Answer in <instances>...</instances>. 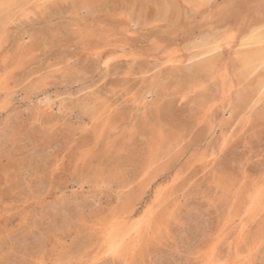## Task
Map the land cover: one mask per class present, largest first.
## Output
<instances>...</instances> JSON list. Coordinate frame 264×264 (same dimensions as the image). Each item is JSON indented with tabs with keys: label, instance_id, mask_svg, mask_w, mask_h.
Returning a JSON list of instances; mask_svg holds the SVG:
<instances>
[{
	"label": "rangeland",
	"instance_id": "rangeland-1",
	"mask_svg": "<svg viewBox=\"0 0 264 264\" xmlns=\"http://www.w3.org/2000/svg\"><path fill=\"white\" fill-rule=\"evenodd\" d=\"M23 4L0 0V264H204L214 241L219 264H264V206L243 215L264 185V99L248 113L240 103L258 98L264 72L240 81L226 48L213 62L228 67L227 95L221 80L191 94L208 72L192 76L165 56H195L193 45L225 27L235 43L264 34V0H54L26 14ZM213 104L206 144L196 114ZM233 128L213 171L192 166L196 149H218ZM182 132L184 151L163 159ZM151 209L135 252L101 251L107 221Z\"/></svg>",
	"mask_w": 264,
	"mask_h": 264
},
{
	"label": "snow or ice",
	"instance_id": "snow-or-ice-1",
	"mask_svg": "<svg viewBox=\"0 0 264 264\" xmlns=\"http://www.w3.org/2000/svg\"><path fill=\"white\" fill-rule=\"evenodd\" d=\"M38 7L40 9H44L47 7L46 0H38ZM133 28L139 27L138 23L132 24ZM264 31V29H261ZM232 38V33L230 30L225 27L222 30L216 32L215 34L207 35L206 38H202L199 40L193 47L197 51L196 56H190L187 60L186 67L189 71H192V66L200 64L205 61H211L216 57H222L223 53L225 52V49L230 46V41ZM153 44L159 48L160 45L157 41H153ZM165 56L167 57L166 63H174L176 62L173 58L172 54L169 52L165 53ZM116 57H109L107 60L104 61V67L107 68L108 64L111 63V60ZM178 58V57H177ZM72 61L68 62V65H71ZM67 66L65 65H58L50 67L49 71L43 75V80L47 81L50 78H53L57 73L62 72L66 69ZM159 71V69H157ZM208 78L206 80H197L196 83L193 85L191 89V94H196L205 91L211 86H214L218 80L224 81L225 86L227 87V80H226V70L222 68L218 63H210L208 65ZM256 72H264V59L259 61V66L255 67L253 66V74ZM261 96L264 97V79L261 80ZM88 91H92L89 89ZM152 93L149 92L148 96H151ZM227 95V92L225 93ZM185 99H187V96H185ZM144 103H148L147 98L144 99ZM50 101L47 100V98L42 101V104H49ZM216 108V104L210 105L207 107V109H204L203 107L200 108L198 113L196 114L199 120V123L203 124L206 123L209 128V137L210 139L206 141L207 143H211L212 140L215 138V133L217 130V123L209 118V114L213 112V110ZM133 129H130L129 132H133ZM236 132V129L233 128L232 132H229L227 135L223 137L222 143L219 144L218 149L212 148L209 150L205 146H201L198 149H196L192 153L193 157V165L196 166L199 165L204 169V171L211 172L213 171L216 162L220 159L222 156L224 150L229 146V144L235 139L233 133ZM191 140V137L187 136L185 133H180L175 140H173L169 145L167 146L166 152L164 154L163 159H171L174 156H176L179 153H182L185 149V145L188 144ZM163 161V160H162ZM183 176L177 173L176 178L173 179L168 185H166V188H172L179 180H182ZM106 186V185H105ZM258 196L264 198V185L261 186ZM159 199V194H158ZM209 204L211 207L215 206L214 201H209ZM253 207L250 206L248 211H252ZM153 219L154 216L150 212H145V214L134 221L131 222V226L129 228L128 234L131 236L132 234H135L137 238L141 237L144 233L151 230L153 225ZM117 222H124L122 218L119 215L114 216L113 223ZM120 250L119 244H112L109 249V254L111 255H118Z\"/></svg>",
	"mask_w": 264,
	"mask_h": 264
},
{
	"label": "bare ground",
	"instance_id": "bare-ground-1",
	"mask_svg": "<svg viewBox=\"0 0 264 264\" xmlns=\"http://www.w3.org/2000/svg\"><path fill=\"white\" fill-rule=\"evenodd\" d=\"M10 1H13V0H10ZM50 1H54V0H46V2H50ZM23 2L27 6L30 3L34 2L38 8V4H37L38 0H22V4ZM27 6H24V4L22 6V10L25 11V14L27 13L26 12L27 10L25 9ZM6 16L8 15L6 14ZM8 18H1L2 19V22H1L2 32H5L6 24L10 20ZM128 26L130 27L131 25L129 24ZM227 49L229 50L230 54L234 55L231 61V67L234 71L238 73L237 75L238 79L242 82L248 81L250 78L254 77L258 73L256 72L255 74H253V66L258 67L259 61L264 59V34H261V33L249 34L248 36H245L243 39H241L238 43H235L234 40H231L230 46L227 47ZM109 57H113V55L107 56L105 60H107ZM177 57L175 58L176 62L169 63L171 66H174L177 69H179L180 67L185 66L187 64L188 59H184V57L181 55H177ZM210 63H214L213 60L205 61L200 64L194 65V67H192V71H189V72L192 76H197L199 73L207 72L208 65ZM225 70H226L227 87L225 86V82L223 81V86H222L223 93L228 92L232 88L231 86L232 82H230V80L228 79L230 73L228 72L229 70L227 66H225ZM262 79H264V77H259L258 83H257V87L259 88L257 91L258 98H255V97L252 98L251 96L248 97L245 95H240L241 106L244 109V111H247V113L253 111V109L257 106V104H259L261 100L264 99V97L261 96V92H262L261 80ZM0 85H2V82H0ZM237 93H240V92L237 91ZM151 164L152 162L148 164V166H150ZM260 188L261 187L256 188L253 197L248 202V205H246L247 207H246V210L244 211V214H243L244 216L256 217L257 211L263 208L264 198L258 196V192ZM161 194L162 192L159 194V199H158V196L156 199V202L158 204L157 207H160V205L163 203L161 200L162 198ZM250 206L253 207V210L249 212L248 209ZM149 212L153 214V216L155 215V209H151ZM136 214L134 212H129V211L124 212L123 214L119 215L124 222L113 223V220H114V217H113L111 220L105 223L103 230H102V237H101L102 239L101 251L102 252H104L107 255H111L109 254V249H110V246L114 243L120 245L119 254L112 255L114 257L120 256V257H124L125 259L128 256V251L130 253L135 252L138 246V243L140 242L141 238L144 235L143 234L141 237L137 238L135 234H132L131 236H129L128 234L129 228L131 226V222L134 221L137 217ZM236 217L241 219L239 210L234 211L232 215L227 217L225 227H227L228 224L231 221H233V219ZM245 228H246V225H242L240 229L239 238L243 237L245 233ZM214 242L215 243L209 248V250L204 253V256H203L204 264H219L220 262V260L216 259L217 241H214Z\"/></svg>",
	"mask_w": 264,
	"mask_h": 264
}]
</instances>
